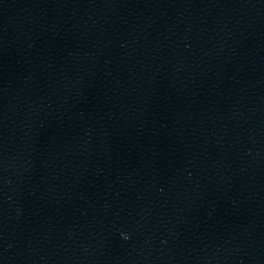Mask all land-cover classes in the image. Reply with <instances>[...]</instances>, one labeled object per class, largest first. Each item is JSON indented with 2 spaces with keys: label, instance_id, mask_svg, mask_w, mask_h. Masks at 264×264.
<instances>
[{
  "label": "water",
  "instance_id": "obj_1",
  "mask_svg": "<svg viewBox=\"0 0 264 264\" xmlns=\"http://www.w3.org/2000/svg\"><path fill=\"white\" fill-rule=\"evenodd\" d=\"M0 264H264V0H0Z\"/></svg>",
  "mask_w": 264,
  "mask_h": 264
}]
</instances>
